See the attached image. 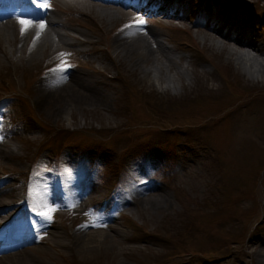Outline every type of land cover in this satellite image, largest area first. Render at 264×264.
<instances>
[{
    "label": "rangeland",
    "instance_id": "374dc122",
    "mask_svg": "<svg viewBox=\"0 0 264 264\" xmlns=\"http://www.w3.org/2000/svg\"><path fill=\"white\" fill-rule=\"evenodd\" d=\"M174 1L186 13L178 25L158 22L146 12L113 23L94 15L95 24L77 26L94 40L74 48H94L87 56L68 47L61 52L66 56L50 57L49 52L33 64L22 52L16 54L18 63L0 54V99L12 95L0 102V141L12 147L10 155L0 157V180L10 184L9 197L19 208L15 234L0 236V243L30 239L43 228L64 237V230L82 221L88 230L107 231L103 226L109 221L120 233L110 234L102 245L79 250L72 243H38L47 252L27 250V258L39 254L48 260L45 264H252L243 249L251 235L264 236V127L256 125L264 112V74L243 73L232 57L191 29L205 23V16L209 23L225 18L230 28L237 20L241 34L264 53V0ZM46 5L38 11L60 13L67 24L76 20ZM138 19L144 23L137 24ZM129 24L160 32L181 62L169 71L157 68L162 78L157 81L154 67L142 71L146 63L131 67V58L115 57L111 50L108 59L107 44ZM89 60L107 72L106 79L96 76L105 80L106 99L80 100L57 111L30 94L51 64L55 69L66 61L67 69L90 72ZM165 75L173 79L169 85ZM68 102L59 104L64 109ZM136 152L144 167L133 161ZM84 189L87 199L76 200V190ZM53 194L64 204H52ZM156 194L167 199L162 207L136 202ZM44 212L48 216L39 215ZM10 229L7 225L6 232Z\"/></svg>",
    "mask_w": 264,
    "mask_h": 264
},
{
    "label": "bare ground",
    "instance_id": "6f19581e",
    "mask_svg": "<svg viewBox=\"0 0 264 264\" xmlns=\"http://www.w3.org/2000/svg\"><path fill=\"white\" fill-rule=\"evenodd\" d=\"M46 1L55 9L58 8L68 11L76 20L71 24H67L59 19L61 16L60 13L53 11L50 13L46 11H35L31 0H22L21 5L24 6L18 11L11 9L8 13L0 12V54L3 60L18 63L19 59H17L16 54L22 52L25 54V60L28 63L38 64L41 56L50 52V57H59L61 52L68 47L73 48V51L71 50L73 53L87 56L92 51H95V49L75 50L74 48L76 46L93 45L94 40L91 36L80 32L77 26L90 23L95 24L94 15H98L108 23H113L122 16L137 18L140 14L146 12L152 14V17L158 22L174 25H178L181 22L180 18L186 16L185 10L180 9L174 0ZM183 5L186 6L187 3ZM19 19L32 20L31 26H25L27 30L23 36L20 34L21 25L18 23ZM201 20L206 24L198 22L191 30L199 32L204 42L216 50L226 52L229 58L232 57L236 66L240 67L242 72L250 77L258 78L264 74V53H262L261 49L253 41L241 34L243 26L237 20H231L233 23L231 28L230 21L225 18L220 20L219 18H215L213 19L214 23L211 21L209 23L206 16ZM41 22L46 25L43 30L39 28V23ZM217 22H222L218 28L215 27V23ZM59 28H63L64 31H60ZM68 29L74 33L71 34L68 32ZM37 33H39L38 38ZM68 38H71V40H68ZM5 42L12 43V46L8 47V44H5ZM110 50L114 53L115 57L127 56L131 58V61L129 60L131 67H139L141 65L140 63L148 64L142 69L145 74L150 73L154 67V78L157 81L162 79L159 72H157V68L159 70L169 71L182 60L181 56H176L162 42L160 32L151 27L144 28V30L134 26L122 29L115 35L112 42L107 44L105 56L108 59L113 58L109 52ZM140 52L143 55L137 57V54ZM61 60L62 62L64 61L63 58ZM57 63L60 65L59 61ZM86 64L87 68L91 70L90 72L75 68L67 69L64 72L53 71L56 63L51 64L47 72L43 73L35 81L30 90V94H33L35 101L39 105L46 103L53 106L54 104V108L57 111L67 108L71 109L73 103L80 100L102 101L106 99L107 96L101 88V83L103 84L104 79L107 78V72L105 70L100 71L93 65L91 60L87 61ZM179 68L183 67L180 66ZM174 72L179 73L178 70ZM98 73L102 74L104 79H98ZM163 80L169 85L173 79L171 76L165 75ZM5 100L7 98H4L2 101ZM65 100L69 102L63 109L59 103ZM0 111H2V108H0ZM256 125L264 127V112L258 117ZM11 153L12 147L8 143L0 141V157L8 156ZM230 154L232 156L235 155L234 152ZM239 173L243 176L247 175L246 169H241V167H239ZM93 190L92 188L91 191ZM88 193V190L85 189L80 191L76 190L75 198L78 201H85ZM9 195L12 196L10 184L6 180H0V228L2 222L10 220L18 214V201L12 200ZM140 195L142 196L143 193H140ZM157 195L159 196L160 194L153 195V197ZM149 198H139L136 202L139 200L143 205L154 203L153 205L159 207H162L167 202L165 198ZM56 199V195L53 194L50 197L51 203H57ZM63 204L57 203L56 205ZM87 227L88 223L82 221L75 227L73 226V229H70V231L63 229L66 237L70 234V242H66L65 236L63 237L59 232L43 228L40 232L35 231L28 241H23L18 244H0V264H45L48 260L40 257L41 255L39 254H37L36 258L32 254V260L34 261L28 260L27 256L30 253L27 250L32 251V253L34 251L40 252L43 255L47 251L44 247L38 246V243L55 247H67L72 243L76 244L79 250H83L84 247H90L93 243L102 245L104 242H107V237L110 234L114 237L120 233L119 229L109 221L105 222L103 226L107 231L88 230ZM0 231V233L3 232L2 229ZM251 236L252 240L249 246L243 249V253L252 264H264V236ZM257 245H260V247ZM37 259L40 260L37 261Z\"/></svg>",
    "mask_w": 264,
    "mask_h": 264
},
{
    "label": "snow or ice",
    "instance_id": "6c2138e0",
    "mask_svg": "<svg viewBox=\"0 0 264 264\" xmlns=\"http://www.w3.org/2000/svg\"><path fill=\"white\" fill-rule=\"evenodd\" d=\"M32 2L34 4V6L39 8V9H45V8L48 7V5H46L45 3L40 2V0H32ZM18 23H19V25H21L20 34H21V36H23L25 31L27 30L25 26H31L32 25V20L31 19H19ZM136 23L142 25L144 23V21L142 19H138V20H136ZM131 26H132L131 24L125 25V27H131ZM45 27H46V25L43 22L39 23V28L41 30H43ZM38 37H39V33H37V38ZM60 55L61 56H66L68 54L61 53ZM67 67H68V65H67V62L65 61L63 66H57V68L53 69V71L64 72V71L67 70ZM50 211H51V209H49V212ZM39 215L48 216V212L40 213ZM49 218H50V216H49Z\"/></svg>",
    "mask_w": 264,
    "mask_h": 264
},
{
    "label": "trees",
    "instance_id": "16d2710c",
    "mask_svg": "<svg viewBox=\"0 0 264 264\" xmlns=\"http://www.w3.org/2000/svg\"><path fill=\"white\" fill-rule=\"evenodd\" d=\"M164 240H167V241H169V239H165V238H164Z\"/></svg>",
    "mask_w": 264,
    "mask_h": 264
}]
</instances>
